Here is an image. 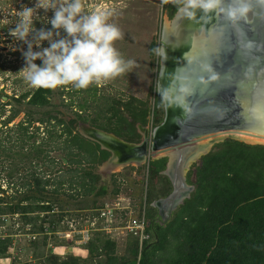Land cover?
Here are the masks:
<instances>
[{
	"label": "trees",
	"instance_id": "obj_1",
	"mask_svg": "<svg viewBox=\"0 0 264 264\" xmlns=\"http://www.w3.org/2000/svg\"><path fill=\"white\" fill-rule=\"evenodd\" d=\"M168 13L172 20L177 13L173 5L168 7ZM160 47V41H154L150 47V56L158 64L157 73ZM101 90L95 84L79 90L72 86L36 88L12 98L18 107L12 109L3 126L7 128L21 112L25 113L16 128L14 143L20 144L21 149L29 146L31 150L22 155L42 163L50 158L49 150L59 151L61 155L50 158L49 178L32 173L30 181L23 183V191L14 190L8 194L0 189V221L7 215H20L31 224L34 219L30 215L37 212L56 215L58 220L49 222L53 226L63 222L67 214L93 218L106 198L115 199L121 193L120 175H112L110 188L98 172L111 157V152L84 137L78 129L90 121L93 128L136 145L141 139L137 124H147L152 105L136 98L128 102L106 98ZM152 90L155 98L152 126L156 127L163 118L158 112L157 89ZM7 105L9 102L3 103L1 112ZM86 108L101 111L104 116L89 120L83 115ZM36 124L44 125L47 134L46 140L42 139L39 145L40 127ZM128 125L132 127L130 133L123 131ZM15 145L2 148L0 142V155H14ZM220 146L219 152L204 156L196 166L195 182L188 181L195 190L179 207L172 221L165 226L155 223L154 230L148 228L152 238L144 246L140 264H264V146L248 145L235 139H226ZM166 165V158L149 164V180L157 179L166 186L165 192L157 191L152 195L149 185L146 189L150 223L155 219L153 199L167 196L172 190L168 179L161 175ZM141 190L137 189L135 195H140ZM138 198L142 201L141 196ZM56 207L59 212L55 211ZM114 240L117 239L96 232L87 245L81 246L86 250L85 256L75 251L63 260L61 256L51 255L44 264H136L140 256L138 241L129 239L125 253L115 254L119 243ZM6 242L0 239V258L7 253ZM63 248L67 252L68 247ZM75 248L73 246L72 250Z\"/></svg>",
	"mask_w": 264,
	"mask_h": 264
},
{
	"label": "water",
	"instance_id": "obj_2",
	"mask_svg": "<svg viewBox=\"0 0 264 264\" xmlns=\"http://www.w3.org/2000/svg\"><path fill=\"white\" fill-rule=\"evenodd\" d=\"M250 21L234 27L221 15L189 20L176 13L168 22L170 29L167 22L162 27L157 100L160 103L161 89L178 93L191 86L186 108L166 107L164 123L137 145L85 126L87 133L82 135L111 152L107 165L167 159L162 175L169 178L172 191L161 201L166 209L162 226L195 190L187 183V173L191 163L208 155L211 145L235 139L264 146L247 138L264 139V8H256ZM205 65L219 74L217 81L201 83L207 78ZM206 139L212 141L201 144Z\"/></svg>",
	"mask_w": 264,
	"mask_h": 264
},
{
	"label": "rangeland",
	"instance_id": "obj_3",
	"mask_svg": "<svg viewBox=\"0 0 264 264\" xmlns=\"http://www.w3.org/2000/svg\"><path fill=\"white\" fill-rule=\"evenodd\" d=\"M34 4L35 0H0V95H5L3 98L0 96V142H2V148H9L15 145L16 128L25 117V113L21 112L7 128L3 126V121L10 115L12 109L18 107L12 98H17L24 93L36 89L30 86L24 79L23 73H19V71L26 66L22 50L27 51V45L13 40L9 35V30L14 28L15 24L18 22L17 11L21 10L22 6L25 5L34 7ZM171 5L172 4L169 3L168 5L162 6L160 0H85L86 12L105 11L111 14L109 22L116 24L123 33V38L115 43V47L126 60L135 61L134 66L129 72L98 86L103 90H101L100 93L104 92L103 95L106 98L115 97L124 102L130 101L131 98H136L147 102L148 105H152V114L149 117L150 122L148 123L149 126H152L155 112V109L153 110L155 98L152 95V89H157L156 85L158 79V64L154 61V58L150 56V47L154 41L159 43L161 40L162 27L166 22L171 21L168 13V7ZM38 15L39 18L35 23V27L37 29L45 28L50 30L51 25L48 24V19L52 17L53 13L51 11L44 13L43 10H41ZM64 35L63 31H61V36ZM41 47H49L48 42H43ZM33 50L40 51V48L34 47ZM35 63L37 65H42V61L39 60ZM100 93L97 95L98 97H100ZM86 96L87 95L84 94V97ZM6 97H9V100H7ZM6 102H9V105L5 106L4 112H1L2 105ZM103 109L104 107L101 108V111ZM84 111L86 112H83V115L88 117L89 120L95 119L96 116V119H102V116H104L101 111H95L93 108H89L88 110L86 108ZM160 111L161 113L159 112V116L162 118L165 117L162 113L163 110ZM126 116L128 117V114H126ZM82 125L83 126L80 125L78 129L81 134L87 133L85 126L92 127L90 121ZM35 126L40 127V135H38L39 142L37 143V145H39L42 139L46 140L47 134L44 130V125L36 124ZM149 126L146 128L149 129ZM131 128L132 127L128 125L126 129L123 128V131H128V133H130L129 131H132ZM138 133L141 135L140 141L143 140L145 136L141 134V129L138 130ZM225 140L211 145L208 149V154L219 152L221 149L220 145ZM210 141H212V139L206 140L203 143L205 144ZM244 143L253 145L245 141ZM15 146L16 147L13 149L14 155H0V189L8 192V194H11L14 190L23 191V183L26 180L30 181L32 173L49 178L47 176L49 174L47 170L49 169L50 158H56L58 155H61L59 151L49 150L48 156L50 158L42 163L39 160H35V158L33 161L30 158L26 159L25 156L22 155L31 150L29 146H26V149H21L20 144ZM45 149L47 148L45 147ZM44 155L46 154L44 153ZM34 156L35 155H32V157ZM201 159L195 163H191L190 171L187 173V181L191 183L195 182L194 173L196 166L201 163ZM112 166L111 164L107 165L104 163L98 169L99 174L102 175L105 183L108 184L110 188L112 187V175L121 170L119 167ZM128 169H132V167L126 168V170ZM136 169L134 173L136 178L134 179V184L131 185H134L135 188L142 189L140 192L141 194L135 196L138 203V199H140L138 198L139 196H141L142 199H144L145 196L147 198L146 187L143 188V176L146 167L144 165L136 167ZM191 173L193 174L189 180ZM147 184L149 185V192L151 195L164 187V184L158 185L155 180H148ZM113 200V198L108 197L105 199V202H113ZM55 211H58L57 207ZM30 217L34 219L31 224H27L20 215H7L5 218L1 219L0 239L2 241H7L8 250L7 253L0 258V264H44L51 255L61 256V260H63L69 254H73V251L82 256L86 255L85 248L77 246L86 245L78 244L81 237L77 234V231L80 230L83 221L86 219L85 217L80 218V216H70L67 214L62 219L64 220L63 222L61 221L60 224L54 226L49 222L53 220L57 221L58 217L56 215L46 216L45 213L37 212L31 214ZM71 224L73 227L70 226ZM41 229H43V231ZM45 231H48V234H46L47 236L45 235ZM69 232L73 233H70V238H66L65 234ZM45 237H47V241ZM129 239L130 238L114 240V242L119 243L117 249L114 250L115 254L125 253V246ZM67 241H70L71 244H67ZM64 246L68 247V250H66L67 252H65ZM73 246H76L74 250H72Z\"/></svg>",
	"mask_w": 264,
	"mask_h": 264
},
{
	"label": "clouds",
	"instance_id": "obj_4",
	"mask_svg": "<svg viewBox=\"0 0 264 264\" xmlns=\"http://www.w3.org/2000/svg\"><path fill=\"white\" fill-rule=\"evenodd\" d=\"M160 3L162 6L171 3L178 15L189 20L198 15H221L234 27L250 23L255 9L264 8V0H160ZM41 10L53 13L48 19L50 30L35 27ZM110 15L105 11L86 12L85 0H35L34 7L22 6L17 11L18 22L9 30L13 40L27 45V51L22 50L26 66L19 73L34 88L72 86L79 90L94 84L100 86L129 72L135 61L126 60L115 47L123 33L109 22ZM45 41L49 47H41ZM34 47L40 51H34ZM37 60L42 65H37ZM203 71L207 78L202 77L201 83L219 79L211 65H205ZM158 94L162 106L186 108L192 87H181L178 93L165 88Z\"/></svg>",
	"mask_w": 264,
	"mask_h": 264
},
{
	"label": "built area",
	"instance_id": "obj_5",
	"mask_svg": "<svg viewBox=\"0 0 264 264\" xmlns=\"http://www.w3.org/2000/svg\"><path fill=\"white\" fill-rule=\"evenodd\" d=\"M154 110V104H153ZM153 125V123H152ZM149 164H145L146 171L143 176L144 185L147 189L149 180ZM148 203L145 197L141 206L133 204L129 199L119 197L113 202H106L97 210L98 215L93 218H86L82 228L77 231L81 240L78 244H88L96 232H103L112 239L130 238L136 239L139 243V257L136 264H140L141 254L144 246L151 241V234L148 230L149 220L147 216ZM73 227V225H70ZM70 233L65 234L70 238Z\"/></svg>",
	"mask_w": 264,
	"mask_h": 264
},
{
	"label": "crops",
	"instance_id": "obj_6",
	"mask_svg": "<svg viewBox=\"0 0 264 264\" xmlns=\"http://www.w3.org/2000/svg\"><path fill=\"white\" fill-rule=\"evenodd\" d=\"M116 137V136H115ZM119 139V138H118ZM120 141H123L121 139H119ZM124 142V141H123ZM129 144V143H128ZM137 145V144H136ZM112 156V155H111ZM153 161V160H151ZM116 164V165H115ZM119 164V165H118ZM111 165H113L112 167H119L121 168V170L118 172V173H115L117 175H120L118 178L119 179V186H120V189H121V193L113 200L115 201L116 199H118L119 197H122V198H125V200L129 199L133 204H138L139 203V206H141V203L143 202L144 199H142V201L136 203V198H135V194H136V191L137 189L140 190V188H135L134 185H131V184H134V179L136 178V176H134V173L135 171L137 170L136 167H138L139 165H142V164H138L136 163L135 161L131 160L128 162L126 161L125 163H121L120 162H117V163H112ZM128 167H132V169H128L126 170V168ZM129 171V172H128ZM123 174H126L124 176H122ZM114 175V174H113ZM162 175V173H161ZM129 176V177H128ZM163 177H166L168 179V181L170 182L169 178L165 175H162ZM155 182L158 183V185L162 184L160 183L157 179H155ZM187 183L189 185H191L188 181ZM141 184V183H140ZM171 184V183H170ZM165 186V185H164ZM133 187V188H132ZM143 187H145V185H143ZM165 187H163V189L161 190H158L159 192L160 191H163L165 192ZM172 191V190H171ZM194 192V191H193ZM192 192V193H193ZM171 193V192H170ZM169 193V194H170ZM191 193V194H192ZM125 195V196H124ZM168 196V195H167ZM167 196H159L158 198H154L153 199V204H151V206L153 207V209L155 210V219L152 223L149 222V227L148 228H151L152 230H154V226H155V223H159L160 224V221H161V218H162V215L165 213V207L163 206V204H161V201L163 199H165ZM148 198V197H147ZM111 202V201H110ZM106 203V202H105ZM104 203V204H105ZM147 203H148V200H147ZM180 207V206H179ZM179 207L173 212L172 214V218L170 221H172V219L174 218V215L175 213L178 211ZM150 209L149 205H148V209H147V216H148V210ZM97 211V210H96ZM80 218H84V217H80ZM68 222V221H67ZM161 225V224H160ZM83 226V225H82ZM81 226V228H82ZM162 226V225H161ZM80 228V229H81ZM94 235V234H93ZM77 246H83V245H77Z\"/></svg>",
	"mask_w": 264,
	"mask_h": 264
},
{
	"label": "flooded vegetation",
	"instance_id": "obj_7",
	"mask_svg": "<svg viewBox=\"0 0 264 264\" xmlns=\"http://www.w3.org/2000/svg\"><path fill=\"white\" fill-rule=\"evenodd\" d=\"M160 61H161V59H160ZM159 71H160V66H159ZM158 81V80H157ZM158 84V83H157ZM157 86V85H156ZM156 99H157V96H156ZM157 107H158V109H159V111L158 112H160L161 113V109L163 110L162 111V113H163V115L166 117V107L165 106H162V102H161V100H160V103H158V100H157ZM159 113V114H160ZM165 117H163V121L159 124V126H161L163 123H164V120H165ZM147 119V124L145 125V126H142V124L141 123H138L137 124V127H138V130L139 129H141V134L143 135L144 134V136L145 137H143V140H141L138 144H141L144 140H145V138H147V136L149 137V138H151L152 137V133H153V131H154V129L155 128H157V127H159V126H156V127H154V126H149V117H147L146 118ZM151 124V123H150ZM81 126H83L82 124H81ZM147 126H149V129L148 128H146ZM88 128H92V127H88ZM94 129H96V128H94ZM87 130H89V129H87ZM97 131H101V132H104L103 130H100V129H96ZM106 133V132H105ZM90 140V139H89ZM166 140L167 139H165L164 141H161V143L162 142H166ZM91 141H93V140H91ZM150 141H151V139H150ZM95 142V141H94ZM97 143H99L100 145H101V143L100 142H97ZM126 143V142H125ZM152 143H150V145H151ZM112 155V154H111ZM124 155H132V154H124ZM136 155H142V153H137ZM124 160H126V159H124ZM134 161V160H133ZM136 163H138V162H136ZM138 164H142V165H139L140 167L141 166H144L145 164L144 163H138ZM138 166V167H139Z\"/></svg>",
	"mask_w": 264,
	"mask_h": 264
},
{
	"label": "bare ground",
	"instance_id": "obj_8",
	"mask_svg": "<svg viewBox=\"0 0 264 264\" xmlns=\"http://www.w3.org/2000/svg\"><path fill=\"white\" fill-rule=\"evenodd\" d=\"M167 27L168 29H170V23L167 22ZM175 36L177 37L178 34H175ZM250 138L251 141H255V142H259V143H264V139H260V138H253V137H247ZM207 140V139H206ZM206 140H203L201 143L205 142Z\"/></svg>",
	"mask_w": 264,
	"mask_h": 264
}]
</instances>
